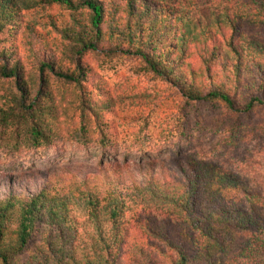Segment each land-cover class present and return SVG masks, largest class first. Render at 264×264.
Returning <instances> with one entry per match:
<instances>
[{
	"label": "trees",
	"instance_id": "obj_1",
	"mask_svg": "<svg viewBox=\"0 0 264 264\" xmlns=\"http://www.w3.org/2000/svg\"><path fill=\"white\" fill-rule=\"evenodd\" d=\"M89 54L138 58L186 100L260 114L226 127L264 135V0H0V79L13 82L0 92V149L111 144L116 99ZM143 212L178 222L194 247L144 226L175 253L168 264H264V193L192 154L140 183L54 173L33 191L11 184L0 195V264H117ZM125 253L155 264L143 242Z\"/></svg>",
	"mask_w": 264,
	"mask_h": 264
},
{
	"label": "rangeland",
	"instance_id": "obj_2",
	"mask_svg": "<svg viewBox=\"0 0 264 264\" xmlns=\"http://www.w3.org/2000/svg\"><path fill=\"white\" fill-rule=\"evenodd\" d=\"M57 11L54 9L52 13ZM86 60L116 99L115 114L111 117V144L103 147L59 138L49 146L21 147L14 153L2 148L0 195L11 184L18 192L38 189L46 176L54 173L81 177L105 173L120 176L127 184L140 183L150 171L176 172L178 162H185L191 154L233 170L255 191L264 193V135L258 131L235 138L226 127L233 122L254 124L261 119L260 114L237 118L220 102L186 100L132 56L89 54ZM12 86V80L0 79V92ZM144 226H152V230L160 231L188 253L194 249L182 236L178 222L155 212L150 216L143 212L138 223L130 228L117 264H145L130 260L125 253L136 241L146 245L155 264H168L167 257L175 253L158 236L144 232ZM39 243L37 236L32 248Z\"/></svg>",
	"mask_w": 264,
	"mask_h": 264
}]
</instances>
